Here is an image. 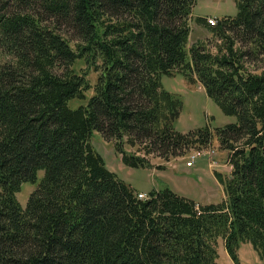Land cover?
<instances>
[{
	"label": "trees",
	"instance_id": "16d2710c",
	"mask_svg": "<svg viewBox=\"0 0 264 264\" xmlns=\"http://www.w3.org/2000/svg\"><path fill=\"white\" fill-rule=\"evenodd\" d=\"M235 1L237 16L208 23L225 46L213 55L187 49L197 0H0V264H219V238L234 264L243 243L264 260V70L238 64L264 57V0ZM84 54L104 70L73 109L92 89L71 69ZM175 74L238 119L215 131L232 167L218 204L169 187L140 199L91 143L115 139L133 168L151 164L125 143L166 161L210 147L207 128L175 130L181 100L161 84ZM26 183L38 185L22 208Z\"/></svg>",
	"mask_w": 264,
	"mask_h": 264
},
{
	"label": "rangeland",
	"instance_id": "374dc122",
	"mask_svg": "<svg viewBox=\"0 0 264 264\" xmlns=\"http://www.w3.org/2000/svg\"><path fill=\"white\" fill-rule=\"evenodd\" d=\"M238 11L239 8L235 0H197V5L193 9L189 21L191 33L187 44L188 52L192 46H204L207 52L213 55L224 53V41L221 40L208 23L209 20H215L218 24L225 19L237 16ZM199 18L202 20L199 21ZM61 31L62 34L66 33L64 35H67L71 47L77 50L79 45L77 35L65 30V28H62ZM239 46L240 43L235 44V50L239 49ZM80 49L79 47L77 51H80ZM9 60L10 57L0 52V64ZM238 64L243 67L245 75L249 73L260 74L264 70V57L254 61H248L245 58ZM71 69L77 75L84 76L92 87L91 90L86 92V100L74 99L70 101L69 105L71 108L76 109L81 105L87 104L88 99L95 94L93 88L98 83L104 66L103 61L97 56L84 54ZM161 84L165 91L181 100L180 115L175 123L177 132L187 134L191 131L207 128L214 134L210 147L197 150L203 151L205 155L198 159L196 158V163L191 166L192 168L188 167L187 163L191 161L189 157L196 153L195 149H191L184 157H168L171 159L166 161L156 154L150 155L144 152V147L140 149L125 143L124 147L128 154L147 158L151 164V167L133 168L126 164L123 155L117 151V141L115 139H105L99 132H94L91 138L93 148L104 160L106 168L115 174L121 182L129 185L137 194L144 193L145 197L142 199H147L152 190H160L161 187L173 188L175 186L176 188L187 189L186 184L177 177L180 173L188 171L187 176L196 182L198 180L200 188L205 185L208 191L207 195L210 196L197 197L199 200H195V202L198 205L218 204L225 200L226 196L224 187L219 183L217 175L220 174L224 180H227L232 172V167L229 160L230 153L220 147L215 131L229 124L237 123L238 119L235 116L226 115L222 108L207 95L206 90L199 82L193 84L184 76L175 74L172 77L162 76ZM124 142H126V138ZM43 176L44 172L40 171L38 179L40 180ZM37 185L26 183L22 186L21 191L17 193L16 196L22 208L26 207L31 194L37 189ZM189 189L195 192L194 188ZM182 193L188 194L184 191ZM216 248L219 264H234L225 250L222 238L218 239ZM238 255L241 264H264V260L250 243H243L238 250Z\"/></svg>",
	"mask_w": 264,
	"mask_h": 264
},
{
	"label": "crops",
	"instance_id": "0c3cea01",
	"mask_svg": "<svg viewBox=\"0 0 264 264\" xmlns=\"http://www.w3.org/2000/svg\"><path fill=\"white\" fill-rule=\"evenodd\" d=\"M220 160H222L221 158H219ZM225 167V165H224ZM192 168V167H190ZM187 173H189L188 171L186 172H182L179 174V176L177 178H179L180 180H182V182H184L186 184V188L187 189H183L182 187L176 188L175 186H173V188L171 187V189L176 192L177 194L184 196L188 199L191 200H196L198 201L199 199L197 197H204L203 195H206L207 197H210L207 191V187L205 185H203L202 188L199 187V183L198 180L197 182L194 181V179L190 178L187 176ZM175 187V188H174ZM189 188H194L195 192H193L192 190H190ZM199 188V189H198ZM182 191L188 193V194H184L182 193ZM144 194V193H143ZM200 202V201H199Z\"/></svg>",
	"mask_w": 264,
	"mask_h": 264
},
{
	"label": "built area",
	"instance_id": "2783aa9c",
	"mask_svg": "<svg viewBox=\"0 0 264 264\" xmlns=\"http://www.w3.org/2000/svg\"><path fill=\"white\" fill-rule=\"evenodd\" d=\"M209 23L211 24V26H215L217 24V22L215 20H209ZM205 153L203 151H196V153L194 155H192L191 157H189V159L191 158V161H189L187 163L188 167L193 166L196 162V158L198 159L199 157L204 156ZM140 199L144 198L145 196L143 194H139L138 195Z\"/></svg>",
	"mask_w": 264,
	"mask_h": 264
}]
</instances>
